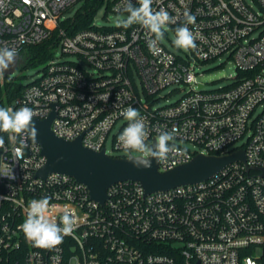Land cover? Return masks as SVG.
<instances>
[{
  "label": "built area",
  "instance_id": "built-area-1",
  "mask_svg": "<svg viewBox=\"0 0 264 264\" xmlns=\"http://www.w3.org/2000/svg\"><path fill=\"white\" fill-rule=\"evenodd\" d=\"M80 1L0 0V46L27 58L29 47L51 40L73 57L50 59L27 85L12 82L22 88L5 107H29L41 120L55 111L57 136L81 137L111 156H128L115 145L128 123L121 113L134 107L148 125L149 144L160 131L177 129L170 142L177 152L159 162L161 171L199 153L244 150L246 160L165 191L120 181L101 202L71 175H38L46 162L40 145L0 132V264H264V0H153L154 10L175 19L169 28L184 26L189 12L196 19L187 26L199 34L187 52L161 41L159 55L149 52L147 29L138 24L93 20L70 33L61 16ZM117 5L125 13L124 0H110V11L117 13ZM223 56L234 60L238 75L228 86L206 89L202 67ZM180 84L190 89L161 105L162 91ZM43 196L51 197L50 219L59 223L69 212L76 220L72 234L51 249L33 246L19 228L30 201Z\"/></svg>",
  "mask_w": 264,
  "mask_h": 264
},
{
  "label": "clouds",
  "instance_id": "clouds-1",
  "mask_svg": "<svg viewBox=\"0 0 264 264\" xmlns=\"http://www.w3.org/2000/svg\"><path fill=\"white\" fill-rule=\"evenodd\" d=\"M137 5H133L132 0H124L122 11L127 13V16L123 19L118 16L117 25L128 28L138 24L147 29L149 52L153 55H159L162 53L159 43L164 39L168 25L175 23V19L164 8L154 10L152 7L153 0H137ZM116 11L117 13L121 11L119 5L116 6ZM195 19L194 15L186 12L185 25L175 29L173 44L178 50L187 52L196 48V40L199 38V34L194 33L187 26L194 24ZM17 56L18 51L15 47L0 46V76L15 65ZM34 115L35 113L29 107H21L18 110L0 107V132L18 135L22 144L26 146L38 135V129L33 119ZM121 115L128 123L116 138L115 146L128 154L129 162L134 167L150 168L153 161L167 160L170 153L177 152V145L170 143L175 140L174 133L177 129L160 131L155 143L149 144L147 142L148 125L139 110L128 107L123 110ZM2 144L3 137H0V145ZM133 153L138 155L133 156ZM14 178L12 177V179ZM50 201L51 197L49 196L30 201L27 217L19 226L25 238L35 247L48 249L56 247L63 242L65 236L71 235L74 231L76 220L71 213L64 212L60 216L59 223L46 215L53 207Z\"/></svg>",
  "mask_w": 264,
  "mask_h": 264
},
{
  "label": "water",
  "instance_id": "water-1",
  "mask_svg": "<svg viewBox=\"0 0 264 264\" xmlns=\"http://www.w3.org/2000/svg\"><path fill=\"white\" fill-rule=\"evenodd\" d=\"M18 60L17 57L15 65L4 73L5 76L22 68L23 64ZM55 115L53 111L45 119L34 118L38 135L28 144H39L41 154L46 158L38 175L46 177L52 172L71 175L86 184L92 198L101 202L107 198V189L120 181H138L148 193L165 191L203 181L234 161L246 160L245 151L239 150L221 156L199 153L189 162L165 171L159 170V162L156 161L150 168H137L129 162L128 156H111L105 150L96 151L84 146L81 137L66 140L57 136L52 129Z\"/></svg>",
  "mask_w": 264,
  "mask_h": 264
},
{
  "label": "rangeland",
  "instance_id": "rangeland-1",
  "mask_svg": "<svg viewBox=\"0 0 264 264\" xmlns=\"http://www.w3.org/2000/svg\"><path fill=\"white\" fill-rule=\"evenodd\" d=\"M109 1L110 0H100V4L97 7L96 13L93 19L95 23L98 25H117V17L119 16L121 19L127 16V13H114L110 11L109 8ZM85 0L78 2L75 6L71 9L64 12L61 16L62 19H69L75 18L76 13L79 9L83 6ZM167 35H164V39L162 40L168 47L172 49H176L173 44V40L175 39V31L168 27L166 31ZM62 49L60 46L52 47L50 50V57L43 63L39 64H31L25 68L17 69L14 73L10 74L8 77H5L4 74L0 76V94L5 92V87L9 82H16L17 84L27 85L34 81V79L40 77L43 72L45 65L47 62L52 59H73L71 56H67L62 53ZM238 69L236 68V64L234 60L223 56L221 59H216L215 61H211L206 63L199 75V80L205 83L206 89H219L225 86H228L233 79L231 76L238 75ZM190 86L180 84V85H171L165 88L162 91V98H160L159 103L163 104H170L178 99H180L188 90ZM244 143V140L239 141V144ZM192 147V145H190ZM134 155H138L134 153Z\"/></svg>",
  "mask_w": 264,
  "mask_h": 264
},
{
  "label": "trees",
  "instance_id": "trees-1",
  "mask_svg": "<svg viewBox=\"0 0 264 264\" xmlns=\"http://www.w3.org/2000/svg\"><path fill=\"white\" fill-rule=\"evenodd\" d=\"M100 0H85V3L81 7V9L78 10V12L75 15V18H69L67 20H64L63 24L65 27L69 29L70 33H75L79 30L85 29L90 27L91 23L93 22L94 15L96 13L97 7L100 4ZM53 42L51 40H47L42 42L41 44H38L36 46H31L28 48V56L27 60L22 62L23 66L22 68L27 67L31 64H39L43 63L50 57V50H51V44ZM8 77V76H6ZM6 92H7V99H2L3 93L0 94V107H5L6 103H9L15 96L16 92H19L22 88V85H15L7 83L6 85ZM6 134V133H5ZM16 264H24L23 261H20ZM177 264H184V262L180 259L177 261Z\"/></svg>",
  "mask_w": 264,
  "mask_h": 264
},
{
  "label": "flooded vegetation",
  "instance_id": "flooded-vegetation-1",
  "mask_svg": "<svg viewBox=\"0 0 264 264\" xmlns=\"http://www.w3.org/2000/svg\"><path fill=\"white\" fill-rule=\"evenodd\" d=\"M18 59H19L18 61L21 63L27 60L25 57H18Z\"/></svg>",
  "mask_w": 264,
  "mask_h": 264
}]
</instances>
